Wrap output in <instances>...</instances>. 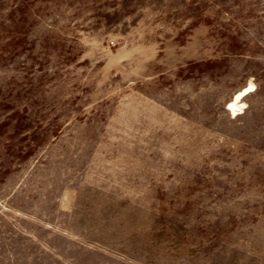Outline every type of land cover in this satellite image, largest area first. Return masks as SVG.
<instances>
[{
    "label": "rangeland",
    "instance_id": "obj_1",
    "mask_svg": "<svg viewBox=\"0 0 264 264\" xmlns=\"http://www.w3.org/2000/svg\"><path fill=\"white\" fill-rule=\"evenodd\" d=\"M0 264H264V0H0Z\"/></svg>",
    "mask_w": 264,
    "mask_h": 264
},
{
    "label": "bare ground",
    "instance_id": "obj_2",
    "mask_svg": "<svg viewBox=\"0 0 264 264\" xmlns=\"http://www.w3.org/2000/svg\"><path fill=\"white\" fill-rule=\"evenodd\" d=\"M252 88V84L250 85ZM241 97H242V93H240L239 95H237V97L235 98V100L230 104V107L232 109V111L234 113H237L239 111H242L243 109V105L240 104L241 102Z\"/></svg>",
    "mask_w": 264,
    "mask_h": 264
}]
</instances>
